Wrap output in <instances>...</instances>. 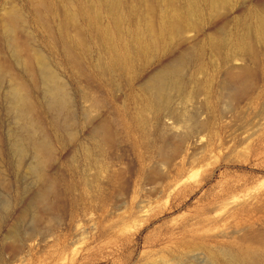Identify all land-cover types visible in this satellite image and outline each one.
I'll return each instance as SVG.
<instances>
[{
  "label": "rangeland",
  "instance_id": "374dc122",
  "mask_svg": "<svg viewBox=\"0 0 264 264\" xmlns=\"http://www.w3.org/2000/svg\"><path fill=\"white\" fill-rule=\"evenodd\" d=\"M115 3L0 0V59L33 82L4 43L17 13L18 41L70 103L65 129L30 86L54 181L41 213L34 160L17 166L10 145V79L0 83V264H264V0ZM175 64L180 88L157 107L146 83ZM87 116L108 125L106 140Z\"/></svg>",
  "mask_w": 264,
  "mask_h": 264
},
{
  "label": "bare ground",
  "instance_id": "6f19581e",
  "mask_svg": "<svg viewBox=\"0 0 264 264\" xmlns=\"http://www.w3.org/2000/svg\"><path fill=\"white\" fill-rule=\"evenodd\" d=\"M115 2L116 0H111V3H112L111 5H115L116 4ZM216 4L217 3H215L214 5ZM212 5H213V2H212ZM17 15H18L17 13H12L11 17L9 16L10 18H7L9 20H7L8 22L6 23L7 34L4 37V43L8 46L9 52L11 53L13 60L16 63H18L22 67V69L25 70L26 72L29 73L32 71V73H34L33 82L37 86H39L38 84L42 85V89H43V92L46 98L45 104L47 108H49L50 111L54 112L56 114V118L58 117L62 121L63 126H65L64 128L68 129L69 123H70L69 115H68V108L70 107L69 106L70 103H68L69 101L68 94L66 93L64 86H62L57 81L55 73L52 72V70H50L48 63L43 59V57L36 55V53L32 49H30L29 46L22 45L18 41L16 34H17V31L19 30L20 23H19V17ZM257 23H258L260 34L264 35V19L262 18L257 19ZM139 43L141 44V42ZM24 49H27V51L29 52V53L27 52L28 53L27 56H26L27 53L23 54ZM141 49L143 48L141 47ZM146 49L144 50L145 53H146ZM113 55H114L113 62H121L123 64L124 69L128 67L125 64V62L127 63V60H126L127 58L125 57L124 54L120 55L116 53L115 51H113ZM35 58L37 62V72L36 73L33 71V68H32L33 60ZM180 67L181 66L179 64L178 65L175 64V66L169 68V70L159 71L154 76H152L150 80L146 83V86H145L146 89L149 92H151L152 95H154L157 99V104H155L157 107L158 106L162 107V106L167 105V103L170 101L169 100L170 97L168 95L169 89L171 90L176 89L180 85V74H181ZM248 71L249 70L244 69V70H240L239 75L235 74L236 77L234 79V84L239 85L240 84L239 81L241 80L243 76L244 77L249 76ZM227 75L229 76V72ZM7 77L10 79L9 80L10 88L7 93L8 97L6 98L7 103L9 105V109H10L9 114H12L14 116L16 125L18 126L16 129L17 131L14 130L10 138V145L12 148V152H13V155L17 158V162H16L17 166H21L25 158H28V157L33 158L34 160L33 166L30 165V169L29 168L28 169L31 171L34 182L37 185L36 186L37 191H35V193L29 199V204L32 205V204L39 203L40 212L46 213L47 207H48L47 205L48 197L52 189L54 188V181L51 178H49L45 173V165L47 163L48 158L50 157L49 155H51L49 154L50 145L47 143V140H45L44 138L45 134L41 130L43 127L42 125L40 129L38 120L35 117L34 104L33 102H31L30 97H29L30 86L33 87V82L32 81L27 82L26 80H21L19 79V77L16 78L17 76L15 77V73L11 65H7L6 63H4L3 60L0 59V83L5 84L4 79ZM249 77H246L247 81ZM182 89L184 90V88ZM232 96L233 94L231 95V97ZM87 117H88V121L90 122L92 118H89L90 116H87ZM91 122H92V127L90 128V134H92L93 136L97 138L102 137V139L103 138L105 139L106 136L108 135V128H107L108 125L105 124L104 121H100V120H92ZM108 137L109 136H107V138ZM87 149L89 148L87 147ZM84 151L86 152L87 150H84ZM87 153H88V156L86 155L87 156L86 158L88 160L89 165H91L93 155L91 154L92 152H90V150H88ZM39 217L40 215L38 213L34 214L31 224L35 225Z\"/></svg>",
  "mask_w": 264,
  "mask_h": 264
}]
</instances>
